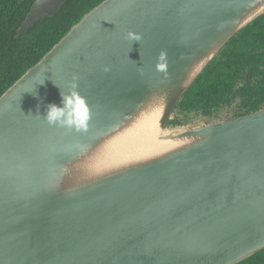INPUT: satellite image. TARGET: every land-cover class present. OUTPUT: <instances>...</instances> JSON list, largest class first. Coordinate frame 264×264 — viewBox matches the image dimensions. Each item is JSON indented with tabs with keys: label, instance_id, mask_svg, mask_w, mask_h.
<instances>
[{
	"label": "water",
	"instance_id": "95a60500",
	"mask_svg": "<svg viewBox=\"0 0 264 264\" xmlns=\"http://www.w3.org/2000/svg\"><path fill=\"white\" fill-rule=\"evenodd\" d=\"M64 1L35 0L17 35ZM263 13L264 0H103L85 13L0 95V264H238L263 250L264 108L168 125ZM73 74L91 112L82 132L41 118Z\"/></svg>",
	"mask_w": 264,
	"mask_h": 264
},
{
	"label": "trees",
	"instance_id": "16d2710c",
	"mask_svg": "<svg viewBox=\"0 0 264 264\" xmlns=\"http://www.w3.org/2000/svg\"><path fill=\"white\" fill-rule=\"evenodd\" d=\"M102 1L65 0L54 15L42 18L21 35H17L16 28L14 29L12 25L6 24V27H3L1 25L3 22H0V95L60 41L70 28L79 22L85 13ZM0 19L3 18L0 17ZM12 24H16V21H13ZM253 37L260 39V41L254 44L252 41L254 40ZM263 39L264 13L234 35L216 57H219V55H223V57L237 56L229 48L243 40H246V44L241 45L239 43V48L237 50L235 48L234 50L240 54L246 53L248 48H258V45L260 46V43H263ZM216 57L183 95L178 102L179 108H187L198 96H203L200 92H207L209 90L210 79L208 75L210 71L213 72L211 82L216 80V73L221 74L224 78L227 72L232 71L233 66L229 67V64L233 65V63L217 61L218 58ZM221 62H224L225 65ZM179 124L174 119L168 122V125ZM238 264H264V249Z\"/></svg>",
	"mask_w": 264,
	"mask_h": 264
},
{
	"label": "flooded vegetation",
	"instance_id": "af4514ba",
	"mask_svg": "<svg viewBox=\"0 0 264 264\" xmlns=\"http://www.w3.org/2000/svg\"><path fill=\"white\" fill-rule=\"evenodd\" d=\"M34 2L35 0H0V17L3 18L0 19V22H3L1 25H12L17 32ZM13 21H16V24H12ZM253 39L254 44L260 41L254 37ZM239 43L246 44V40L229 48L239 57H216L217 61L233 63L229 64V67L233 66L232 71L227 72L224 78L216 73V80L213 82V72L210 71L209 90L200 92L203 96H198L187 108L181 109L177 104L171 119L181 124L192 114H197L203 122L209 123L217 120L215 118L222 115L225 109H229L231 114L224 118H235L264 108V39L258 48H248L247 52L242 54L236 51ZM221 63L225 65L224 62Z\"/></svg>",
	"mask_w": 264,
	"mask_h": 264
},
{
	"label": "clouds",
	"instance_id": "9594fccd",
	"mask_svg": "<svg viewBox=\"0 0 264 264\" xmlns=\"http://www.w3.org/2000/svg\"><path fill=\"white\" fill-rule=\"evenodd\" d=\"M128 37L133 42L137 43L142 38L139 34H133L131 31H129ZM159 56L161 59H166V53L164 52H161ZM158 68L163 70L165 65L159 64ZM43 82L44 80L40 83L42 84ZM57 86L60 88L59 85ZM78 86V77L73 74L71 79L67 81L66 90L60 88V105L49 103L46 106V111L43 117H41L39 113H37V115L40 116L49 126L68 128L77 132L86 131L91 118V112L86 98L78 92ZM28 115H31V113Z\"/></svg>",
	"mask_w": 264,
	"mask_h": 264
},
{
	"label": "rangeland",
	"instance_id": "374dc122",
	"mask_svg": "<svg viewBox=\"0 0 264 264\" xmlns=\"http://www.w3.org/2000/svg\"><path fill=\"white\" fill-rule=\"evenodd\" d=\"M221 114L222 115H219L218 117L215 118V119H217L215 121L223 120V119H230V118H224V117H227L228 115L231 114L229 109H225V111ZM173 117H174V115H172L171 118H173ZM196 122H203V121H202V119H200V116H198L197 114H192V116L190 118H188V120H186V121L184 120V122L181 124L187 125V124L196 123Z\"/></svg>",
	"mask_w": 264,
	"mask_h": 264
},
{
	"label": "bare ground",
	"instance_id": "6f19581e",
	"mask_svg": "<svg viewBox=\"0 0 264 264\" xmlns=\"http://www.w3.org/2000/svg\"><path fill=\"white\" fill-rule=\"evenodd\" d=\"M144 132H148V130L146 129V130H144ZM149 135H150V136H154V135H153V134H151V133H150Z\"/></svg>",
	"mask_w": 264,
	"mask_h": 264
}]
</instances>
